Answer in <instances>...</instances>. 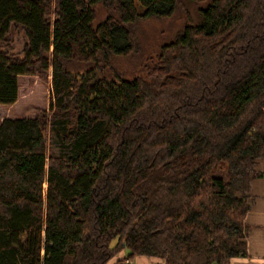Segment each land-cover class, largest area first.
Wrapping results in <instances>:
<instances>
[{
	"label": "trees",
	"instance_id": "16d2710c",
	"mask_svg": "<svg viewBox=\"0 0 264 264\" xmlns=\"http://www.w3.org/2000/svg\"><path fill=\"white\" fill-rule=\"evenodd\" d=\"M187 1L199 21L146 58L140 25L183 0H0V105L18 102L20 77L51 75L47 112L0 123V264L247 255L251 182L264 178V0ZM134 56L130 76L116 62Z\"/></svg>",
	"mask_w": 264,
	"mask_h": 264
},
{
	"label": "rangeland",
	"instance_id": "374dc122",
	"mask_svg": "<svg viewBox=\"0 0 264 264\" xmlns=\"http://www.w3.org/2000/svg\"><path fill=\"white\" fill-rule=\"evenodd\" d=\"M184 9L179 10L172 18L156 21L149 20L143 22L140 27L143 32L141 46L147 49L146 58L155 54L164 42L172 40L176 34L187 23H197L199 21L198 10L201 5L183 0ZM106 17V11L102 6L96 7V24L102 22ZM24 44L22 34L17 33L12 44L14 52L19 53ZM119 69L127 71L130 76L139 75L140 67H136L135 56L125 59H118L116 62ZM86 70V66H72L70 71L81 73ZM48 81L43 82L36 77H20L18 102L14 106L0 105V123L7 118L23 119L30 118L39 112H47L51 97V75L48 74Z\"/></svg>",
	"mask_w": 264,
	"mask_h": 264
},
{
	"label": "crops",
	"instance_id": "0c3cea01",
	"mask_svg": "<svg viewBox=\"0 0 264 264\" xmlns=\"http://www.w3.org/2000/svg\"><path fill=\"white\" fill-rule=\"evenodd\" d=\"M257 169L264 173V162H259ZM250 211L245 217L244 224L247 235L244 238L246 256L231 259L229 264H264V178L254 179L251 182L249 194ZM127 252L123 251L107 264H163L157 258L138 256L127 261Z\"/></svg>",
	"mask_w": 264,
	"mask_h": 264
}]
</instances>
